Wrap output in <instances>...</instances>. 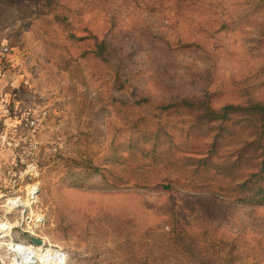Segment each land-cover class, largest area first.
<instances>
[{
	"label": "rangeland",
	"instance_id": "rangeland-1",
	"mask_svg": "<svg viewBox=\"0 0 264 264\" xmlns=\"http://www.w3.org/2000/svg\"><path fill=\"white\" fill-rule=\"evenodd\" d=\"M202 102L264 106V0H0V264H264V118Z\"/></svg>",
	"mask_w": 264,
	"mask_h": 264
},
{
	"label": "built area",
	"instance_id": "built-area-1",
	"mask_svg": "<svg viewBox=\"0 0 264 264\" xmlns=\"http://www.w3.org/2000/svg\"><path fill=\"white\" fill-rule=\"evenodd\" d=\"M8 206L13 211L20 207L21 203L15 200H9ZM36 222L39 225L42 224V220L40 219H37ZM0 225L6 227V230L10 228L4 223H0ZM34 227L37 229L35 225ZM1 228L2 227L0 226V231ZM31 233L32 236L44 242L43 247L38 248V246L27 241H23L20 243L10 242L8 244V249L10 251V257L13 261V264H66V256L61 250L47 248L46 246H44L46 244L43 238L33 232Z\"/></svg>",
	"mask_w": 264,
	"mask_h": 264
},
{
	"label": "trees",
	"instance_id": "trees-1",
	"mask_svg": "<svg viewBox=\"0 0 264 264\" xmlns=\"http://www.w3.org/2000/svg\"><path fill=\"white\" fill-rule=\"evenodd\" d=\"M96 46H97V52H96L97 55L99 57H104V54L106 53V49H107L105 42H103V41L97 42ZM187 105L190 106V104H187ZM202 105L208 111V113L210 114V117L215 118V119H220L222 117H226L228 115V111L230 109H236V108L246 109V110L250 111L252 113V115L261 116L262 118H264V106H262L261 104H253V105L245 106V107L227 106L222 110L223 111L222 113H218V112L211 110V108L209 107V105L206 102H202ZM252 177L258 178L259 176L257 174H253ZM259 178L263 179L262 177H259ZM251 197H252V200L258 199V198L260 199L259 201L264 200V189H262V188L259 189Z\"/></svg>",
	"mask_w": 264,
	"mask_h": 264
},
{
	"label": "water",
	"instance_id": "water-1",
	"mask_svg": "<svg viewBox=\"0 0 264 264\" xmlns=\"http://www.w3.org/2000/svg\"><path fill=\"white\" fill-rule=\"evenodd\" d=\"M29 240L32 244L36 245V246H43L44 242L38 238H35V237H32L30 236L29 237Z\"/></svg>",
	"mask_w": 264,
	"mask_h": 264
}]
</instances>
